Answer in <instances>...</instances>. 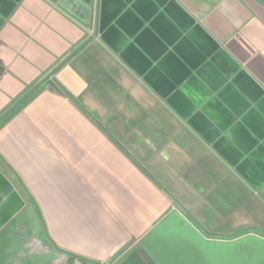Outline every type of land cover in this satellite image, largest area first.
<instances>
[{
  "label": "crops",
  "instance_id": "obj_1",
  "mask_svg": "<svg viewBox=\"0 0 264 264\" xmlns=\"http://www.w3.org/2000/svg\"><path fill=\"white\" fill-rule=\"evenodd\" d=\"M0 264H264V8L0 0Z\"/></svg>",
  "mask_w": 264,
  "mask_h": 264
},
{
  "label": "trees",
  "instance_id": "obj_2",
  "mask_svg": "<svg viewBox=\"0 0 264 264\" xmlns=\"http://www.w3.org/2000/svg\"><path fill=\"white\" fill-rule=\"evenodd\" d=\"M42 86L43 83H40V85L29 91L13 107H11L5 114H3L2 117L0 118V125H2L15 112L21 109L31 98H33L42 89Z\"/></svg>",
  "mask_w": 264,
  "mask_h": 264
},
{
  "label": "flooded vegetation",
  "instance_id": "obj_3",
  "mask_svg": "<svg viewBox=\"0 0 264 264\" xmlns=\"http://www.w3.org/2000/svg\"><path fill=\"white\" fill-rule=\"evenodd\" d=\"M248 1L252 2L256 6L264 8V0H248Z\"/></svg>",
  "mask_w": 264,
  "mask_h": 264
}]
</instances>
